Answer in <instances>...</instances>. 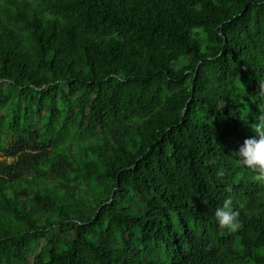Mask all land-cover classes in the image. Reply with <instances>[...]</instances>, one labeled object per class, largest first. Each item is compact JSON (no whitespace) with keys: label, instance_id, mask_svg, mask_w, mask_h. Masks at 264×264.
<instances>
[{"label":"trees","instance_id":"trees-1","mask_svg":"<svg viewBox=\"0 0 264 264\" xmlns=\"http://www.w3.org/2000/svg\"><path fill=\"white\" fill-rule=\"evenodd\" d=\"M260 110L264 0H0V264H264Z\"/></svg>","mask_w":264,"mask_h":264},{"label":"clouds","instance_id":"clouds-1","mask_svg":"<svg viewBox=\"0 0 264 264\" xmlns=\"http://www.w3.org/2000/svg\"><path fill=\"white\" fill-rule=\"evenodd\" d=\"M252 135L243 140L238 150L231 154L236 167L255 172L257 181H264V110L251 125ZM212 216L221 230L235 233L242 227L238 213L233 208L231 196L225 197L213 210Z\"/></svg>","mask_w":264,"mask_h":264}]
</instances>
